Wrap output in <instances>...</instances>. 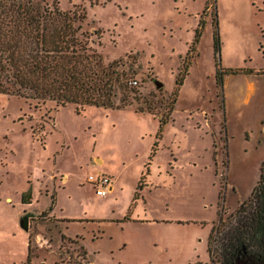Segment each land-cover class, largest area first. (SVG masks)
Wrapping results in <instances>:
<instances>
[{
	"label": "rangeland",
	"instance_id": "1",
	"mask_svg": "<svg viewBox=\"0 0 264 264\" xmlns=\"http://www.w3.org/2000/svg\"><path fill=\"white\" fill-rule=\"evenodd\" d=\"M43 2L86 13L89 44L136 69L139 99L76 113L0 93V264H27L28 245V264H221L264 171V0ZM145 104L155 115L134 112ZM98 174L105 197L87 182Z\"/></svg>",
	"mask_w": 264,
	"mask_h": 264
},
{
	"label": "trees",
	"instance_id": "2",
	"mask_svg": "<svg viewBox=\"0 0 264 264\" xmlns=\"http://www.w3.org/2000/svg\"><path fill=\"white\" fill-rule=\"evenodd\" d=\"M85 16L83 10H63L43 0H0V93L19 96L35 106L47 101H53L56 107L72 103L76 113L88 105L123 109L131 106L133 99L138 100L137 95L130 97V92L136 93L137 81L133 79L136 69H126L121 58L104 63L106 56L103 58L91 47L89 36L77 24ZM200 34L196 30L191 46L198 42ZM217 47L218 38L214 42L216 50ZM224 73L216 71L220 87ZM183 78L184 74L177 78L176 88ZM119 90L122 94L117 98ZM175 102L176 97L171 98L166 105L167 113L158 118L160 130L169 121ZM134 112L155 115L149 104L135 107ZM154 151L153 146L151 154ZM25 196L21 201L29 204ZM234 221L221 236V264H251L246 261L251 255L257 257V264H264V171ZM79 252L87 258L84 246H80ZM30 259L28 245L27 264Z\"/></svg>",
	"mask_w": 264,
	"mask_h": 264
},
{
	"label": "built area",
	"instance_id": "3",
	"mask_svg": "<svg viewBox=\"0 0 264 264\" xmlns=\"http://www.w3.org/2000/svg\"><path fill=\"white\" fill-rule=\"evenodd\" d=\"M133 83H136V81H133ZM87 182L94 186L95 193L101 197L107 196L112 186V178L106 174L89 175Z\"/></svg>",
	"mask_w": 264,
	"mask_h": 264
},
{
	"label": "water",
	"instance_id": "4",
	"mask_svg": "<svg viewBox=\"0 0 264 264\" xmlns=\"http://www.w3.org/2000/svg\"><path fill=\"white\" fill-rule=\"evenodd\" d=\"M157 87H160L162 86V83L158 80L155 81ZM21 227L25 230V231H28V217H24L23 220L21 221Z\"/></svg>",
	"mask_w": 264,
	"mask_h": 264
},
{
	"label": "flooded vegetation",
	"instance_id": "5",
	"mask_svg": "<svg viewBox=\"0 0 264 264\" xmlns=\"http://www.w3.org/2000/svg\"><path fill=\"white\" fill-rule=\"evenodd\" d=\"M236 72L234 73H237V72H240L239 69H235ZM207 252H209V239H208V244H207ZM248 263L250 262L251 264H257L258 260H257V257L255 255H251L250 257H248V259L246 260Z\"/></svg>",
	"mask_w": 264,
	"mask_h": 264
},
{
	"label": "crops",
	"instance_id": "6",
	"mask_svg": "<svg viewBox=\"0 0 264 264\" xmlns=\"http://www.w3.org/2000/svg\"><path fill=\"white\" fill-rule=\"evenodd\" d=\"M111 177V176H110ZM112 183H113V180H112ZM113 185V184H112ZM112 190H113V186H111V189H110V191L109 192H112Z\"/></svg>",
	"mask_w": 264,
	"mask_h": 264
}]
</instances>
